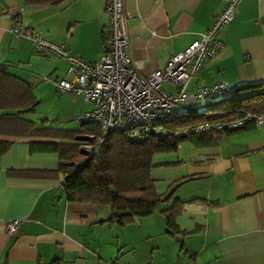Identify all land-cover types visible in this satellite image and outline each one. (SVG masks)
Wrapping results in <instances>:
<instances>
[{"label":"crops","instance_id":"obj_1","mask_svg":"<svg viewBox=\"0 0 264 264\" xmlns=\"http://www.w3.org/2000/svg\"><path fill=\"white\" fill-rule=\"evenodd\" d=\"M226 2L124 0L129 53L138 72L148 75L163 69L173 55L200 38ZM17 6L24 9L20 21L25 32L38 33L69 55L94 63L107 39L105 0L41 6L0 0V62L31 86L38 104L39 90L56 94L44 77L69 76L62 58L9 32L12 19L6 10ZM218 36L223 49L198 70L187 92L215 83L234 89L264 83V0H240ZM89 103L71 109L66 121L90 111ZM197 106L195 113L205 109ZM30 113L22 117L31 120ZM64 123L54 128L79 125ZM211 137L206 144L185 139L174 151L152 157L156 192L178 184L174 199L183 201L176 216L180 232L172 235L159 211L121 226L110 220L107 206L69 201L63 175L55 172L58 154L30 150L31 143L63 140L0 132V140L10 142L0 154V264H264V125L250 122ZM18 171L51 174L20 176ZM13 219L19 223L9 235L4 227Z\"/></svg>","mask_w":264,"mask_h":264},{"label":"built area","instance_id":"obj_2","mask_svg":"<svg viewBox=\"0 0 264 264\" xmlns=\"http://www.w3.org/2000/svg\"><path fill=\"white\" fill-rule=\"evenodd\" d=\"M239 2L240 0H227L199 39L173 55L163 69L148 75L138 72L129 53L124 0H105L107 39L103 54L94 63H86L69 55L64 47L41 37L38 33L25 32L20 21L24 13L23 7H10L6 13L12 19L9 28L11 34L26 38L34 48L51 52L65 61L69 79L46 76L43 81L50 82L59 93L81 96L84 101L93 104L90 111L74 118L78 124L98 125V134L89 135L91 141L79 146L82 153L93 156L113 132H125L140 140L150 135L178 138L232 131L250 122L264 125L262 115L242 112L228 118L208 119L182 127L169 126L185 111L196 109L197 101L201 97L224 98L235 94L234 88L223 83L198 85L190 93L187 92V87L205 62L223 49L224 45L218 34L232 20ZM199 114L210 115L206 108ZM18 223V219L6 222L5 232L13 235Z\"/></svg>","mask_w":264,"mask_h":264},{"label":"trees","instance_id":"obj_3","mask_svg":"<svg viewBox=\"0 0 264 264\" xmlns=\"http://www.w3.org/2000/svg\"><path fill=\"white\" fill-rule=\"evenodd\" d=\"M61 0H24L27 4L41 6L58 3ZM37 105L31 86L24 80L10 74L0 62V132L14 136H41L63 140L62 142L31 143V151L55 152L59 164L55 172L63 175L62 187L69 201L107 206L111 209L110 220L124 226L137 219L159 211L165 218L167 233L180 232L176 216L183 201L174 199L178 184L157 193L151 177L152 157L155 153L174 151L185 139L200 144L211 141V136L220 133L198 134L188 137H156L153 135L136 140L125 132H113L93 156H87L79 146L90 142L89 135L98 134L95 123L79 124L69 129L46 126V120L36 124L22 116L34 110ZM208 116L187 110L169 124L182 127L214 118H228L234 114L250 112L264 117V83L244 85L235 89L233 96L222 98L216 103H207ZM223 132V131H221ZM10 145L0 140V154ZM20 176H47L50 171H18ZM113 188V191L111 190ZM162 204L167 205L160 210ZM50 264H59L53 260Z\"/></svg>","mask_w":264,"mask_h":264},{"label":"rangeland","instance_id":"obj_4","mask_svg":"<svg viewBox=\"0 0 264 264\" xmlns=\"http://www.w3.org/2000/svg\"><path fill=\"white\" fill-rule=\"evenodd\" d=\"M54 93L56 94L52 93L53 95H46L43 94L42 91L40 93L39 90V94L41 95L39 98H37L38 104L36 105L35 110L29 114L30 119L36 124L41 123L43 119H47L48 121H50V124H52V127H56L57 125H59V123L63 122L64 120V124L66 125V127H69L77 123L75 120V122L66 121L69 118V111H71V109L79 110V107L86 108L90 106L89 102L83 101L78 96L66 97L60 95L56 91H54ZM221 100L222 97L220 96H204L198 99V104L201 107L202 105H206V102L216 103ZM198 109L201 110V108ZM209 113L211 114L212 111H209Z\"/></svg>","mask_w":264,"mask_h":264},{"label":"water","instance_id":"obj_5","mask_svg":"<svg viewBox=\"0 0 264 264\" xmlns=\"http://www.w3.org/2000/svg\"><path fill=\"white\" fill-rule=\"evenodd\" d=\"M111 190L113 191V188L111 187Z\"/></svg>","mask_w":264,"mask_h":264}]
</instances>
